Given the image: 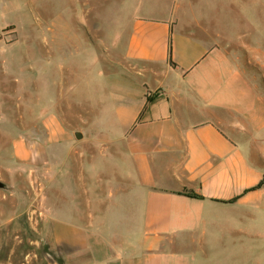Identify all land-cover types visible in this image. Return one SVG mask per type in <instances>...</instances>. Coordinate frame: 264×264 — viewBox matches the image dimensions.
<instances>
[{"label": "crops", "instance_id": "crops-1", "mask_svg": "<svg viewBox=\"0 0 264 264\" xmlns=\"http://www.w3.org/2000/svg\"><path fill=\"white\" fill-rule=\"evenodd\" d=\"M223 13L133 19L109 77L119 132L49 129L64 191L36 226L64 264H202L220 224L262 206L264 39Z\"/></svg>", "mask_w": 264, "mask_h": 264}, {"label": "rangeland", "instance_id": "rangeland-1", "mask_svg": "<svg viewBox=\"0 0 264 264\" xmlns=\"http://www.w3.org/2000/svg\"><path fill=\"white\" fill-rule=\"evenodd\" d=\"M222 10L233 19L225 32L264 39V0H0V181L7 185L0 189V264H64L36 226L50 217V198L64 191L65 149L52 182L48 131L119 132L109 79L121 49L117 34L135 18ZM214 236L202 264H264V201L247 219L229 217Z\"/></svg>", "mask_w": 264, "mask_h": 264}, {"label": "water", "instance_id": "water-1", "mask_svg": "<svg viewBox=\"0 0 264 264\" xmlns=\"http://www.w3.org/2000/svg\"><path fill=\"white\" fill-rule=\"evenodd\" d=\"M75 136L76 138H80L81 134L79 132H76ZM6 188H7V185L4 182L0 181V189H6Z\"/></svg>", "mask_w": 264, "mask_h": 264}, {"label": "trees", "instance_id": "trees-1", "mask_svg": "<svg viewBox=\"0 0 264 264\" xmlns=\"http://www.w3.org/2000/svg\"><path fill=\"white\" fill-rule=\"evenodd\" d=\"M168 62L171 64V65H174V63L172 62L171 60V49H170V45H169V49H168ZM191 196H196V194H190Z\"/></svg>", "mask_w": 264, "mask_h": 264}]
</instances>
